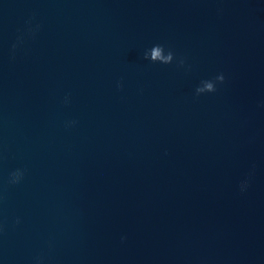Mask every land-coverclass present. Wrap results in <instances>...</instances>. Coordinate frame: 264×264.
Instances as JSON below:
<instances>
[{
	"label": "water",
	"instance_id": "95a60500",
	"mask_svg": "<svg viewBox=\"0 0 264 264\" xmlns=\"http://www.w3.org/2000/svg\"><path fill=\"white\" fill-rule=\"evenodd\" d=\"M0 264H264V0H0Z\"/></svg>",
	"mask_w": 264,
	"mask_h": 264
},
{
	"label": "clouds",
	"instance_id": "9594fccd",
	"mask_svg": "<svg viewBox=\"0 0 264 264\" xmlns=\"http://www.w3.org/2000/svg\"><path fill=\"white\" fill-rule=\"evenodd\" d=\"M164 50L163 46L156 45L152 48V62L161 61L163 64H169L173 60V53L171 51L168 52L167 56H162L161 53ZM145 59H148L147 52L145 53ZM181 64H183V60L180 61ZM215 81L219 83L224 82V76L223 74L218 75L215 77ZM202 86L198 87L196 89L197 95H200L202 93L208 92H215L216 91V84L212 80H205L201 82ZM21 173L19 170L17 172L12 173L13 179L10 181L11 183H18ZM244 189V185H241V190ZM18 222V221H17Z\"/></svg>",
	"mask_w": 264,
	"mask_h": 264
}]
</instances>
